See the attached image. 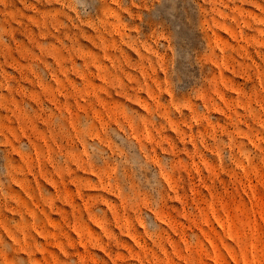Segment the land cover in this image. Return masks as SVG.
I'll use <instances>...</instances> for the list:
<instances>
[{
    "label": "rangeland",
    "instance_id": "374dc122",
    "mask_svg": "<svg viewBox=\"0 0 264 264\" xmlns=\"http://www.w3.org/2000/svg\"><path fill=\"white\" fill-rule=\"evenodd\" d=\"M0 264H264V0H0Z\"/></svg>",
    "mask_w": 264,
    "mask_h": 264
}]
</instances>
